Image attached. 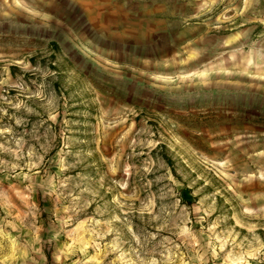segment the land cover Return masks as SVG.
Returning <instances> with one entry per match:
<instances>
[{
	"label": "rangeland",
	"instance_id": "374dc122",
	"mask_svg": "<svg viewBox=\"0 0 264 264\" xmlns=\"http://www.w3.org/2000/svg\"><path fill=\"white\" fill-rule=\"evenodd\" d=\"M0 264H264V0H0Z\"/></svg>",
	"mask_w": 264,
	"mask_h": 264
}]
</instances>
